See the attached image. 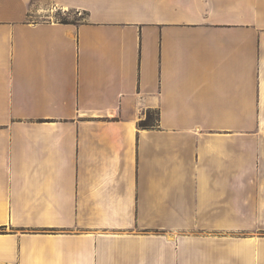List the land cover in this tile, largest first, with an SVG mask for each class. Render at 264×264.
Masks as SVG:
<instances>
[{
  "label": "crops",
  "instance_id": "0c3cea01",
  "mask_svg": "<svg viewBox=\"0 0 264 264\" xmlns=\"http://www.w3.org/2000/svg\"><path fill=\"white\" fill-rule=\"evenodd\" d=\"M0 264H264V0H0Z\"/></svg>",
  "mask_w": 264,
  "mask_h": 264
},
{
  "label": "rangeland",
  "instance_id": "374dc122",
  "mask_svg": "<svg viewBox=\"0 0 264 264\" xmlns=\"http://www.w3.org/2000/svg\"><path fill=\"white\" fill-rule=\"evenodd\" d=\"M84 17V14L78 11H74V10H62V9H49L47 11L41 12L40 14H35L32 17H30V19H56V20H67V21H71V22H76L77 20H81ZM215 233L210 232V235H213ZM234 236L233 232H229L227 233V237L232 239V237ZM226 262H233V258H229L226 259Z\"/></svg>",
  "mask_w": 264,
  "mask_h": 264
},
{
  "label": "trees",
  "instance_id": "16d2710c",
  "mask_svg": "<svg viewBox=\"0 0 264 264\" xmlns=\"http://www.w3.org/2000/svg\"><path fill=\"white\" fill-rule=\"evenodd\" d=\"M61 21H62V22H68L67 20H61ZM148 118H149V117H147L146 120H147ZM140 125L145 126V125H146L145 121H141V122H140Z\"/></svg>",
  "mask_w": 264,
  "mask_h": 264
}]
</instances>
